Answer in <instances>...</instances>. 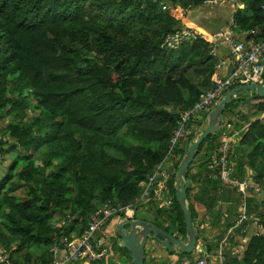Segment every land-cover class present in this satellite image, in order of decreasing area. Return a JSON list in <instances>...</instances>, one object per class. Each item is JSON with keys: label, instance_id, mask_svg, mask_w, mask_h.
I'll use <instances>...</instances> for the list:
<instances>
[{"label": "trees", "instance_id": "16d2710c", "mask_svg": "<svg viewBox=\"0 0 264 264\" xmlns=\"http://www.w3.org/2000/svg\"><path fill=\"white\" fill-rule=\"evenodd\" d=\"M170 1L183 10L215 0ZM242 1L246 8L236 13L235 23L258 41L264 0ZM162 2L0 0V162L8 167L0 180V247L9 252V262L49 264L53 246L62 251L65 238L81 236L106 201L142 204L147 176L164 160L182 113L213 87L219 64L214 44L197 36L176 48L165 45L167 35L183 25ZM245 95L255 115L264 113V96L249 91L226 105L223 123L241 130L227 156L233 176H250L264 187V119L236 111ZM205 121L192 120L188 141L175 149L168 184L173 205L143 204L155 220L143 219L183 237L176 172ZM222 134L208 136L188 170L190 210L200 233L207 228L198 223L195 202L212 226L219 227L224 216L226 231L241 214L243 194L209 168L212 155L222 154ZM256 201H249L248 213L264 226ZM116 216L125 218L124 212ZM238 228L228 235L227 249L240 243ZM113 235L105 244L108 255L91 264L131 260ZM233 247H224L227 264H264V232L251 234L242 251L234 253ZM197 253L181 256L197 264Z\"/></svg>", "mask_w": 264, "mask_h": 264}, {"label": "built area", "instance_id": "2783aa9c", "mask_svg": "<svg viewBox=\"0 0 264 264\" xmlns=\"http://www.w3.org/2000/svg\"><path fill=\"white\" fill-rule=\"evenodd\" d=\"M162 1L164 9H169L177 15L176 9L178 7L176 5L172 4L170 0ZM197 36L210 40L214 45L218 43L219 40L224 39L231 52L234 54V70L231 75L226 78L216 75L214 77L213 87L202 95L201 99L193 108L185 110L182 113L164 160L157 166L152 174L147 176V180L144 183V192L138 201H141L145 206L155 203L164 208H170L173 205L174 201L168 187L172 179L170 165L178 159V155L175 151L176 147L180 143L187 142L189 139V134L192 130L190 122L194 120L193 118L201 111L209 112L214 104L228 92L234 84L241 85L251 82L264 83V35L258 41L247 42L237 38V36L228 29L218 30L209 37L197 28L183 27L167 35L165 45L176 48L183 40L195 39ZM221 130L223 133L222 137L226 139L223 140L222 154L220 156L212 155L209 168L211 170H216V176L220 177L231 188L237 189L244 196L240 204L241 214L237 221V225L243 226V231L248 233L246 234V236H248V228L244 226L246 224L253 225L254 222L255 226L253 225V230L250 232V235L253 233L259 234L260 232H264V226L259 222V218L254 216L255 213H248L247 196L248 190L251 188L256 195L264 200V187L252 182V177L250 176L240 179L232 175L233 168L227 156L228 150L230 149L229 142L230 138L238 135V132L241 130H235L232 123H223L220 131ZM101 212H103V215H101ZM121 212H124L125 217L134 218L136 211L132 205L123 206L119 202L113 204L110 200L106 201L97 211L90 215L88 225L81 236L65 238L63 242L65 249L64 255L61 254V250L57 244L53 246V260L49 264H91L94 261L103 260L108 255V248L105 245L106 243L103 237L99 236V232H101L104 227L106 229L111 218ZM251 220L253 221L251 222ZM244 222L245 225H242ZM255 227L256 230H254ZM104 232L105 231H103V236L106 237L107 235H105ZM245 241L244 239L240 241V243L237 244L238 248H233V252H239L240 247L243 249ZM227 245L228 236L224 237L220 242L216 255L217 264H227V256L224 252V247ZM196 250L198 252L195 259L197 264H211L212 253L210 254L206 246L199 244ZM0 263L15 264L9 262V252L1 247ZM191 263L192 260L189 257L183 258V264Z\"/></svg>", "mask_w": 264, "mask_h": 264}, {"label": "water", "instance_id": "95a60500", "mask_svg": "<svg viewBox=\"0 0 264 264\" xmlns=\"http://www.w3.org/2000/svg\"><path fill=\"white\" fill-rule=\"evenodd\" d=\"M261 35L263 36L264 33H261ZM241 91H249L250 94L255 93L258 96H264V83L251 82L236 85L226 92L208 112L204 128L196 131L195 136L189 142L178 164L176 172L178 179L176 197L184 215L186 226L185 238H182L181 235L176 233L167 231L156 223L146 219L125 217L119 221L117 226V241L122 247L128 250L133 264H145L146 245L149 238L156 240L169 252L192 253L198 248L200 231L193 220L190 210L188 191L192 186V182L188 179V170L190 165L194 162L200 145L209 135L216 134L220 131L225 118L224 110L226 105L230 103L233 98L238 97ZM130 204L133 205L134 201H131ZM101 215H103V212H101ZM104 230L105 227L99 232V236H102L104 241H108V238L103 236ZM61 246H64L63 242ZM212 264H215V262Z\"/></svg>", "mask_w": 264, "mask_h": 264}, {"label": "crops", "instance_id": "0c3cea01", "mask_svg": "<svg viewBox=\"0 0 264 264\" xmlns=\"http://www.w3.org/2000/svg\"><path fill=\"white\" fill-rule=\"evenodd\" d=\"M245 8H246V4L242 0H215L212 2H207L203 5L193 6V7H190L188 9H183V10H181L178 7L176 9V11H177V15L182 18V25H183L182 28L183 27H194V28L199 29L201 32H203L204 34H206L209 37L212 36L218 30L228 29V30H231L233 32V34H235L237 36V38L244 40V41H247V42H250V41H253V38H251V39L247 38L246 37L247 32L246 31L245 32L239 31L238 26L235 23L236 13L239 10H242V11L245 10ZM213 52H215L216 56H218V58H219V64L217 66V68H218L217 69V75L222 77V78H226V77L230 76L234 70V64H233L234 54L231 52L230 48L228 47V45L226 44L224 39L219 40L218 43H216L214 45ZM233 141H234V137L230 138L229 143L232 145L235 143ZM247 199L249 201L258 200L257 196L252 192L251 188H250V192L248 193ZM257 203H259V202H257ZM195 204L197 205L198 213H199L198 218H197L198 223H199V220L205 216L207 218L206 219L207 220L206 225H208V227H209L207 230L209 233L207 231L205 232L202 229V232L200 233L199 244L202 246H206V248L208 250H209V248H211L209 250L210 254L212 253L211 254L212 255L211 264L213 262H215V264H217L216 255L218 253L220 241L224 237L230 235V232H234V229L236 231L237 227H240V228H238V236H236L237 240L244 239V234H248V233L244 232L243 226L237 225V222L235 223V225L233 227L228 228V230L226 231V229L223 227L225 225V220H226L224 216L222 217V220L219 223L220 224L219 227L212 226L211 225L212 224L211 218L206 213V211L203 210L201 207H199V203L195 202ZM226 204L229 205V202L223 203V210L224 211H226V209H225ZM260 204L261 203H259L258 205H260ZM258 205H256V206L258 207ZM262 208H264V207L262 206ZM261 212L264 213V211H261ZM134 218H136V217L134 216ZM114 220L111 223H109L107 225V228L104 230L105 235H107V237H108V241H105L106 244H108V242L109 243L113 242V241H111V237H115V235L112 236V234L114 232H115V234H117V226H118L120 219L118 220V217L116 216V219H114ZM203 224H204L203 226H205V223H203ZM251 230H252L251 228H250V230L248 228L249 234H250ZM108 235H110V237ZM180 235L182 238H185L182 236V234H180ZM220 235H222V236H221V240L218 243L217 240L220 239ZM113 239H115V238H113ZM152 242H154V241H152ZM159 245L162 247V249L158 245L153 244V243L149 245V246H151V248L146 253L147 264H176L177 261L179 260V258L181 257V253H179L177 251L169 252L161 244H159ZM154 246L157 250H155V248L153 249ZM208 246H209V248H208ZM232 247L230 246L229 249H227L225 247V249L231 250ZM234 247L238 248V245H236ZM239 250L242 251V247H240ZM64 253H65V249L63 247L61 254L64 255ZM115 257L117 258L118 256H116V254H115ZM183 258H184V256H183ZM127 264H133L132 260H129L127 262ZM145 264H146V262H145Z\"/></svg>", "mask_w": 264, "mask_h": 264}, {"label": "rangeland", "instance_id": "374dc122", "mask_svg": "<svg viewBox=\"0 0 264 264\" xmlns=\"http://www.w3.org/2000/svg\"><path fill=\"white\" fill-rule=\"evenodd\" d=\"M247 96H249V95H245V97H244V99H241L240 101H239V103H240V105L237 107V110L236 111H238L239 113H244V114H248V115H250L252 118H251V120H254V119H257V118H260V119H264V113L263 114H259V113H257V115H255L256 113H254V112H256V110H254V108H252V105H250V102H251V100L247 97ZM207 114H208V112H205V111H201L200 113H198V115L196 116V117H194L193 119H206V116H207ZM204 125H205V123L199 128V129H202V128H204ZM247 126H248V124L247 125H245L244 127H243V131H245L246 129H247ZM245 128V129H244ZM239 133V132H238ZM234 137V141L233 142H236V141H238V139H237V135L236 136H233ZM131 138H133V137H131ZM134 139V138H133ZM225 138H223V137H221V140H224ZM226 140V139H225ZM232 142V143H233ZM230 146H231V144H229ZM229 145H228V147H229ZM108 147H110V146H108ZM111 149H108V151L110 152V153H113V152H115V150L112 148V147H110ZM8 161L10 162V158H11V156L9 155L8 156ZM4 161H6L5 159H3ZM5 163V162H4ZM0 164H2V165H0V180H1V178L3 177L2 175L4 174V173H6L7 174V163H5L4 164V166H3V163H1L0 162ZM236 191L237 192H239L237 189H236ZM250 192V188H249V190H248V193ZM252 192L254 193V191L252 190ZM255 194V193H254ZM256 195V194H255ZM257 196V199L259 200V202L261 203L258 207H257V211H264V208H262V206L264 207V200H262L261 199V197L260 196H258V195H256ZM244 197V196H243ZM249 204V200L247 199V206H249L248 205ZM263 204V205H262ZM138 207V209H137V216L138 217H142V218H147V219H154L155 220V218H154V215H153V213H151V212H149V211H147L148 209L146 208V207H144V205L143 204H138V205H135V207ZM134 207V208H135ZM149 207V206H148ZM227 207H228V204H226L225 205V209H227ZM239 208H241V206L239 207ZM262 214V213H261ZM116 216H113L112 217V219H111V221L109 222V223H111L113 220H114V218H115ZM207 218L204 216V217H202L200 220H199V225H201V226H203L204 224L203 223H205V227L204 228H207V230H208V225H206V222H207V220H206ZM253 225L255 226V223L253 222ZM253 225L252 224H246L244 227H247V228H249V230H250V228L253 230ZM200 226V227H201ZM112 229V228H111ZM204 230V229H203ZM252 230H251V232H252ZM205 232H206V230H204ZM208 232V231H207ZM209 233V232H208ZM211 234V233H210ZM74 236V235H73ZM109 237H110V235H108ZM250 236V234L248 235V236H246V237H244V241H245V239H246V241H247V239H248V237ZM113 238H115V237H111V241H113ZM152 241H154V242H152ZM218 241V243H219V241H220V239H218L217 240ZM222 241V240H221ZM220 241V242H221ZM239 241H243V239H241V240H239ZM245 241V242H246ZM203 242V241H202ZM156 244V245H158L161 249H162V247L159 245V243L157 242V241H155V240H153V239H148V242H147V245H146V253L148 252V250L151 248V246H149L150 244ZM206 243V242H205ZM155 248V246L153 247V249ZM155 250H157L156 248H155ZM194 254V253H193ZM182 255V254H181ZM183 256H181L180 258H179V260L177 261V263L176 264H183Z\"/></svg>", "mask_w": 264, "mask_h": 264}]
</instances>
